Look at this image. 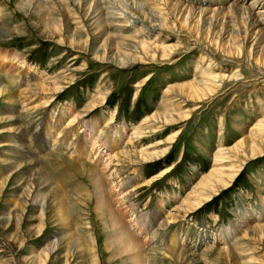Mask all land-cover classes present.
I'll list each match as a JSON object with an SVG mask.
<instances>
[{"label":"rangeland","instance_id":"obj_1","mask_svg":"<svg viewBox=\"0 0 264 264\" xmlns=\"http://www.w3.org/2000/svg\"><path fill=\"white\" fill-rule=\"evenodd\" d=\"M138 263L264 264V0H0V264Z\"/></svg>","mask_w":264,"mask_h":264},{"label":"bare ground","instance_id":"obj_2","mask_svg":"<svg viewBox=\"0 0 264 264\" xmlns=\"http://www.w3.org/2000/svg\"><path fill=\"white\" fill-rule=\"evenodd\" d=\"M134 21V20H133ZM136 24V23H135ZM28 112H20L19 116L21 118V122L23 123V126H25V130L26 131H31L33 129L31 123H32V119L30 118L31 116L28 115ZM75 121V120H74ZM73 118L71 122H74ZM109 126V124H106ZM94 125H91L88 129V133L86 134L87 136L86 138V142L90 143L92 146V149L99 147V149L97 148L98 151L95 152H91L93 155L92 160H96L101 158V151L100 149L102 148V146L104 147H108L107 146V141H102V144H100L99 141V137L97 135H93L94 132ZM38 131V129H34L32 132V135H36V132ZM118 131V130H117ZM25 134V132L23 133V135ZM25 137V135H24ZM68 140V139H67ZM49 141V140H48ZM47 142V141H46ZM25 145V144H24ZM57 143H53L49 148V150H55L57 147ZM69 146H74L73 144H70ZM101 146V148H100ZM39 147V145L37 146ZM70 147V148H71ZM76 146H74L73 148L75 149ZM79 147V144H78ZM72 148V149H73ZM66 149V148H64ZM76 151H74L75 153H78L79 156H81L83 153H81V151H79V149L76 147ZM60 150V149H59ZM102 150V149H101ZM67 151V150H66ZM28 152H30V155H33V153L29 150ZM50 152V151H49ZM35 156V155H34ZM114 158H117V155L113 156ZM33 160V159H32ZM35 160V159H34ZM36 163V162H35ZM34 164V163H33ZM81 167V166H80ZM82 168V167H81ZM80 168V169H81ZM91 168V166H90ZM108 165H105L102 169H96L94 167H92V169H89V173L91 172L92 174L95 175V177H97L98 180V184H96V190L98 193V197H100V200L103 201L104 199V203L106 204V206L108 207V210L110 211V217H111V221H112V225L114 228L117 229L118 234H117V239L119 241H122L124 244V247L128 249V251H132V253L137 254V256H139V251H141V249L143 248V244L142 242L139 240V238H136L135 236H133L134 234L131 233L130 228H129V222L124 219L125 217V213L127 210H115L113 207V201L115 200H120V201H124L123 199L119 198V196L121 195V192L118 193L116 190V188H109L107 186V180L106 178H108L107 172H108ZM82 170V169H81ZM88 170V169H87ZM47 183V182H46ZM95 184V183H94ZM41 186V184H38ZM48 185V184H47ZM122 185V184H121ZM121 185H119V187H121ZM113 186V185H112ZM118 186V185H116ZM114 187V186H113ZM40 191V190H39ZM38 191V192H39ZM124 193V192H123ZM39 196V195H38ZM126 196V195H125ZM39 198V197H38ZM43 199V198H42ZM37 202L39 201L38 199H35ZM42 201V205L43 207L46 206V199L41 200ZM188 204V203H187ZM59 206V205H58ZM67 207V206H66ZM68 209V208H67ZM61 211V210H60ZM118 212V213H117ZM66 215V216H65ZM65 217H67V220L70 221L71 217H69V214L66 213L64 214ZM63 216V217H64ZM66 219V218H65ZM139 223H142V220H139ZM67 224V223H66ZM54 242V241H53ZM52 242V244H54ZM57 245V244H56ZM56 245H51V250H54L56 248ZM134 254V255H135ZM139 264V263H138Z\"/></svg>","mask_w":264,"mask_h":264}]
</instances>
